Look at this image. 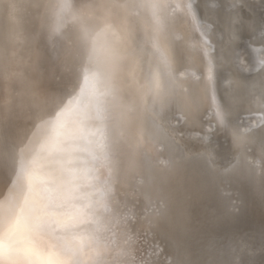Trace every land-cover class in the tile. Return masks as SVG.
<instances>
[{
    "label": "snow or ice",
    "instance_id": "obj_1",
    "mask_svg": "<svg viewBox=\"0 0 264 264\" xmlns=\"http://www.w3.org/2000/svg\"><path fill=\"white\" fill-rule=\"evenodd\" d=\"M212 2L205 0L206 12ZM214 2L220 6L217 22L233 39L237 38V24L247 26L253 34L257 32V26L245 21L240 13L245 0H232L224 15L219 14L224 7L223 0ZM50 3L55 21L48 30V40L53 47L58 38L65 39L67 24L79 26L76 55L80 60V72L77 84L59 98L53 111L47 113L53 116L54 112V118L43 120V116L37 117L43 120L37 127L49 129L38 150L29 156L26 148L17 153L7 135L0 141L5 149L0 152V160L5 161L3 165L7 168L3 192H0L3 196L0 199V264H158L145 259L136 248L139 232H134L131 226L137 219L136 205L129 207L117 193V185L136 167V157L151 137L145 139L142 126L133 134L136 107L123 103L116 75L124 62L131 58V75L141 93L143 109L151 115L156 127L161 126L160 122L165 120L173 102L179 103L181 99L199 111V104L191 99L182 82L188 73L174 66L169 47L161 39L163 24L159 15L168 12L169 8L179 10L184 22L203 35L199 0L176 5L169 0H101L102 15L96 17L101 23L98 29L85 22V18L95 17L94 2L80 7H76L75 0H50ZM145 8L152 12L153 26L150 29L145 27V39L138 48L129 49L127 45L133 39V33L127 26L128 17L139 15L138 10ZM114 10L124 12L121 27L112 23ZM208 27L212 29L214 25ZM14 39L19 40V35ZM259 42L264 45V22L260 25ZM147 46L151 48L148 69L143 83H139L135 72ZM203 48L204 73L202 76L190 75L203 85L206 98L211 94L213 122L230 134L234 151L246 148L250 152L248 146L257 143L254 129L260 128L261 135L257 157L249 158L246 152H242L231 157L226 165H220L219 154L215 148L209 147L210 136L204 137V150L193 156L204 161L209 184L245 168L250 179L259 178L261 198L264 199V48L255 58L254 70L261 85L255 109L257 120L245 128L231 121L230 96L226 94L223 102L217 98L216 71L223 57L218 62L209 55L208 40L204 41ZM66 51L72 52L70 48ZM14 75L17 79L22 77L21 73ZM11 102V98L6 97L0 105L5 124L10 117ZM187 119L181 109L177 123ZM208 131H215L211 123ZM178 175V171H171L161 185ZM239 208L240 201L233 200L225 209V215H235ZM166 209L167 201L163 198L157 206H145L144 215L140 217L149 225L145 231L159 227L166 219ZM180 247L178 241L174 242L175 249ZM246 250L249 255L254 254L247 242L241 240L240 251ZM261 250L264 251V242ZM172 264H191V261L174 259Z\"/></svg>",
    "mask_w": 264,
    "mask_h": 264
},
{
    "label": "bare ground",
    "instance_id": "obj_2",
    "mask_svg": "<svg viewBox=\"0 0 264 264\" xmlns=\"http://www.w3.org/2000/svg\"><path fill=\"white\" fill-rule=\"evenodd\" d=\"M263 1L245 0L240 13L245 21L257 26V32L253 34L247 26L237 24L235 39L217 22V9L220 6L214 0L207 12L204 9L205 0H199L203 35L184 22L181 11L169 8L168 12L159 13L163 24L161 39L169 47L174 66L188 73L182 82L191 99L199 104V111L181 99L179 103L173 102L165 120L160 122L161 126L156 127L151 115L144 111L141 93L133 81V60L125 61L116 75L123 103L136 107L133 134L142 126L145 139L151 137V141L136 157V167L117 185L119 199L126 200L129 207L136 205L134 211L137 219L131 226L134 232H139L135 246L145 259L157 261L158 264H172L174 259L185 258L191 264H237V261L240 264H264V251L261 250L264 242V199L261 198L259 178L250 179L242 167L232 176L209 184L204 161L193 156L204 150V137L210 136L209 147L215 148L219 154L220 165H226L231 157L242 152H246L249 158L257 157L261 129H254L257 143L248 146L250 152L246 148L234 151L230 134L213 122L211 94L206 98L203 85L190 75H203L206 62L203 44L208 40L209 55L218 62L223 57L216 71L218 100L223 102L226 94L230 96L231 121L234 125L245 128L256 122L255 109L260 99L261 85L254 69L255 58L264 48L259 42V29L264 22ZM75 2L76 7L95 3V17L85 18V22L98 29L101 23L96 17L102 15L99 8L101 0ZM169 2L176 5L187 0ZM231 2L223 0L220 15L228 11ZM138 11L139 15L128 17L127 26L133 33V39L127 45L129 49L138 48L145 39V27L150 29L153 26L151 10L145 8ZM123 18L124 12L114 10L112 23L121 27ZM54 21L50 0H0V105L6 97L12 101L6 124L0 110V141L7 135L17 153L21 148H26V155L29 156L38 150L49 133L48 128L37 126L43 120L54 118V112L53 116L47 113L53 111L59 98L77 84L80 72V60L76 55L79 26L67 24L65 39L58 38L53 47L48 40V30ZM210 24L214 28L210 29ZM17 34L19 40L14 39ZM69 48L70 53L66 51ZM150 52L151 48L147 46L135 72L139 83L144 81ZM15 73H21L22 77L17 79ZM6 76L9 79H5ZM181 109L188 119L177 123ZM38 116H43V120L37 119ZM210 123L215 131H208ZM4 150L0 142V152ZM4 163V160H0V192H3L7 172ZM173 170L178 171V177L161 185V181ZM162 198L167 201L166 219L161 221L158 228L145 231L149 225L140 219L145 206H157ZM233 200L240 201L238 213L225 215V209ZM241 240L247 242L254 254L249 255L247 250L240 251ZM177 241L181 244L178 250L174 248Z\"/></svg>",
    "mask_w": 264,
    "mask_h": 264
},
{
    "label": "water",
    "instance_id": "obj_3",
    "mask_svg": "<svg viewBox=\"0 0 264 264\" xmlns=\"http://www.w3.org/2000/svg\"><path fill=\"white\" fill-rule=\"evenodd\" d=\"M264 2V1H263Z\"/></svg>",
    "mask_w": 264,
    "mask_h": 264
}]
</instances>
